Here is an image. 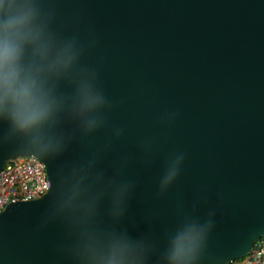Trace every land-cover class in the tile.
<instances>
[{
	"label": "water",
	"instance_id": "1",
	"mask_svg": "<svg viewBox=\"0 0 264 264\" xmlns=\"http://www.w3.org/2000/svg\"><path fill=\"white\" fill-rule=\"evenodd\" d=\"M60 35L84 44L109 107L104 127L83 134L71 119L63 147L40 156L3 142L0 170L34 155L49 191L0 213V264H71L77 224L55 200L86 161L133 190L125 224L159 235L176 214L214 211L208 237L217 264L248 254L264 236V0H42ZM120 129L119 137L115 130ZM183 152L174 185L157 192L162 162ZM106 222L103 206L97 218Z\"/></svg>",
	"mask_w": 264,
	"mask_h": 264
},
{
	"label": "clouds",
	"instance_id": "2",
	"mask_svg": "<svg viewBox=\"0 0 264 264\" xmlns=\"http://www.w3.org/2000/svg\"><path fill=\"white\" fill-rule=\"evenodd\" d=\"M42 0H0V129L3 142L40 156L62 150L59 129L71 119L85 135L106 123L109 102L94 71L82 63L84 44L58 35ZM120 129L115 130L119 137ZM183 152L167 157L157 179L166 194L179 177ZM133 184L119 168L108 176L94 157L65 180L55 200L59 214L77 224L71 264H217L208 246L214 211L176 214L159 235L125 224ZM103 206L106 222H97Z\"/></svg>",
	"mask_w": 264,
	"mask_h": 264
},
{
	"label": "built area",
	"instance_id": "3",
	"mask_svg": "<svg viewBox=\"0 0 264 264\" xmlns=\"http://www.w3.org/2000/svg\"><path fill=\"white\" fill-rule=\"evenodd\" d=\"M49 189L46 166L38 157H15L0 170V213L11 203L39 199ZM228 264H264V236L248 254Z\"/></svg>",
	"mask_w": 264,
	"mask_h": 264
}]
</instances>
